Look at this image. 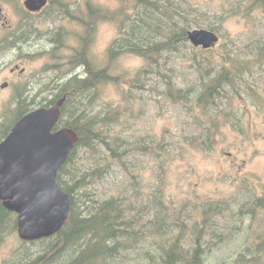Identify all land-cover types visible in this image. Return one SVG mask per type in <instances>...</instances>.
<instances>
[{
    "label": "rangeland",
    "instance_id": "1",
    "mask_svg": "<svg viewBox=\"0 0 264 264\" xmlns=\"http://www.w3.org/2000/svg\"><path fill=\"white\" fill-rule=\"evenodd\" d=\"M23 1L0 0V120L3 112L13 107L18 91L33 101V107L43 103L46 96L52 99V88L61 82L78 74L84 78V67L71 64L81 53L100 69L107 60L110 45L120 36L123 19L120 0H50L38 15L27 11ZM244 1L186 0L185 5L178 1L190 18L201 17L216 25L220 42L203 55L199 52L201 47L187 42L179 50L165 53L153 65L135 54H120L112 66L113 73L128 72L127 82L104 83L100 88L103 100L95 104L96 110L106 104L121 110L124 106L129 108L124 120L111 129V134L125 140L129 147L150 138L160 141L163 137L178 144L170 149L171 157L163 164L151 154L130 150L124 164L114 161L107 173L87 187L90 197L100 201L123 198L142 213L144 204L148 205L150 195L159 187L162 198L173 210L184 205L183 209H191L192 213L196 205L205 201L219 203L226 214L211 217L203 239L211 251L208 259L213 263L217 258L233 263L242 250L254 247L264 234V205L253 204L254 199L264 196V57L252 64L250 72L238 83L241 88L232 92L233 96L229 93L227 98H217L212 109L194 105L189 95L182 100L177 97L167 100L163 92L167 82L181 89L194 86L199 90L195 85L198 77L195 59L225 54V45L238 55L246 54L252 43L264 37V6L255 7L251 19L239 10ZM10 35L17 41L7 47ZM136 78L139 80L133 87ZM4 83L7 86L1 88ZM246 83L253 92L246 88ZM126 90L130 97L124 103ZM232 114L235 120L231 119ZM194 115L205 125H215V141L209 150L191 146L185 140L197 128L191 117ZM76 158L85 165L93 162L85 149H80ZM241 205L251 212L236 214ZM142 215V223L148 227L153 216ZM211 230L225 236L215 237ZM191 236L189 232L183 239L185 246L192 242ZM4 239L0 244V263L22 245L17 230L6 234ZM162 240L148 237L141 247ZM143 250L130 249L122 254L133 259L128 264H144L147 263L144 258L134 260Z\"/></svg>",
    "mask_w": 264,
    "mask_h": 264
},
{
    "label": "trees",
    "instance_id": "2",
    "mask_svg": "<svg viewBox=\"0 0 264 264\" xmlns=\"http://www.w3.org/2000/svg\"><path fill=\"white\" fill-rule=\"evenodd\" d=\"M120 1L124 7L123 19L119 26L120 36L110 45L107 60L100 69L89 63L90 59L81 53L78 59L71 61V64L84 67V78L75 75L61 82L56 88H52V99L46 96L43 103L33 107V101L29 97H22V92L18 91L13 107L2 114L0 141L21 116L35 107H47L48 103L52 104L57 98L66 96L56 127L73 129L78 135V141L57 175L59 186L72 197V214L68 222L51 237L32 242L21 241L22 245L0 264H128L131 258L122 252L130 249H144L142 253L138 252L139 257L134 258V260L144 258L147 262L144 264H264V234L254 247L242 250L233 263L224 258H217L214 263L209 261L208 254L211 251L203 239L205 231L210 226L211 217L226 214L225 208L219 203L205 201L196 205L192 213L191 209L184 210V205L173 210L162 198L159 187L150 195L148 205L143 206V213L153 216L146 227V223H142L143 213L134 205L127 203L126 199L111 197L100 201L92 199L87 192V187L103 173H107L114 161L124 164V158L130 150L138 149L151 154L163 164L171 157L168 155L170 149L178 144L177 141L173 143L163 137L160 141L150 138L141 145L133 144L129 147L125 140L111 134L113 126L124 120L129 108L124 106L121 110L106 104L102 105L101 110H96L95 104L99 99L103 100L100 88L104 83L113 80L127 82L128 72L113 73L112 66L118 56L129 52L145 58L148 65H153L157 64L165 53L177 51L179 46L186 45L189 42L186 35L188 30L205 26V29L219 35L216 25L201 17L190 18L177 3L181 1L185 5L186 0ZM187 3L191 5L190 2ZM260 4L264 6V0H246L242 7L239 5V10L245 17L249 16L252 19L254 8ZM25 14L29 16L27 12ZM9 37L11 41H6L7 47L17 41L14 35ZM220 40L219 35L217 43ZM225 47V54L195 59L198 72L195 85L199 90H195L194 86L190 89H181L173 82H167L163 92L166 99L175 100L177 97L182 100L185 95H189L195 101L194 105L197 103L205 109H212L215 107L214 104H217V98H227L229 93L233 96L232 92L241 88L238 83L247 72H250L252 64L261 62V58L264 57V37L252 43L246 54L238 55L236 50L226 45ZM209 49H202L199 52L203 55L213 48ZM138 80L139 78H136L133 82V87H136L134 83H138ZM245 86L250 92L254 91L249 83ZM48 87L44 88L49 90ZM193 91H197L195 96H192ZM28 92L26 90L27 94ZM129 97V92L124 91V103ZM191 117L197 128L185 140L191 146L211 149L215 141L213 131L215 125H205L198 115ZM80 149H85L91 155L90 159L93 162L90 161V165L81 164L77 160ZM253 204L255 207L264 205V196L254 199ZM195 211H198L195 215L200 220L193 214ZM249 212L251 209L244 210L241 205L236 214L244 215ZM16 229L17 215L8 211L0 201V244L5 240L6 234L14 233ZM189 232L192 234V242L185 246L183 239ZM210 233L220 239L225 236L218 235L213 230ZM148 237H160L163 240L142 248L141 243Z\"/></svg>",
    "mask_w": 264,
    "mask_h": 264
},
{
    "label": "water",
    "instance_id": "3",
    "mask_svg": "<svg viewBox=\"0 0 264 264\" xmlns=\"http://www.w3.org/2000/svg\"><path fill=\"white\" fill-rule=\"evenodd\" d=\"M48 2L24 0L23 5L29 12H38ZM186 35L190 44L202 49L219 41L218 34L205 28L188 30ZM65 98L27 112L0 141V201L17 215V235L25 242L55 235L72 214V197L57 182L58 170L78 141L73 129L56 127Z\"/></svg>",
    "mask_w": 264,
    "mask_h": 264
},
{
    "label": "flooded vegetation",
    "instance_id": "4",
    "mask_svg": "<svg viewBox=\"0 0 264 264\" xmlns=\"http://www.w3.org/2000/svg\"><path fill=\"white\" fill-rule=\"evenodd\" d=\"M43 10H44V8H43L42 10L38 11V12H31V13H33V14H37V15H38V14H41V13L43 12ZM80 67H81V65H80ZM77 76H81V75L78 74ZM57 99H59V98H57ZM57 99H56V100H57ZM56 100H55V101H56ZM55 101H54V102H55ZM54 102H53V103H54Z\"/></svg>",
    "mask_w": 264,
    "mask_h": 264
},
{
    "label": "bare ground",
    "instance_id": "5",
    "mask_svg": "<svg viewBox=\"0 0 264 264\" xmlns=\"http://www.w3.org/2000/svg\"><path fill=\"white\" fill-rule=\"evenodd\" d=\"M121 126V125H120ZM250 241H252V240H250ZM249 244V243H248ZM107 262V261H106Z\"/></svg>",
    "mask_w": 264,
    "mask_h": 264
}]
</instances>
